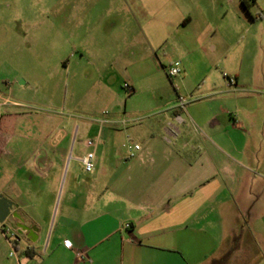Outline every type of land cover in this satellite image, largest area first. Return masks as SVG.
I'll use <instances>...</instances> for the list:
<instances>
[{
    "label": "crops",
    "instance_id": "0c3cea01",
    "mask_svg": "<svg viewBox=\"0 0 264 264\" xmlns=\"http://www.w3.org/2000/svg\"><path fill=\"white\" fill-rule=\"evenodd\" d=\"M78 1L83 26L95 10ZM134 4L125 0L119 10L110 0L106 15L123 21L134 14ZM137 12L143 39L126 42L131 55L139 46L142 58L165 71L179 60L180 83L202 63V82L172 104L103 110L90 127L95 145L87 147L98 172H72L58 202L65 155H17L23 102L0 94V196L26 222L16 230L0 223L19 236L18 255L0 264H264V91L244 80L242 64L225 63L236 35L245 43L246 34L257 31L264 0H140ZM167 51L175 59L165 66L158 53L167 61ZM197 53L202 56L194 59ZM214 63L232 75L216 77ZM134 85L125 88L128 94L136 92ZM177 113L185 122L169 144L167 123ZM56 135L53 146L70 137ZM128 139L141 145L132 158L124 146ZM99 172L108 184L98 182ZM0 237V251L11 248L1 229Z\"/></svg>",
    "mask_w": 264,
    "mask_h": 264
},
{
    "label": "rangeland",
    "instance_id": "374dc122",
    "mask_svg": "<svg viewBox=\"0 0 264 264\" xmlns=\"http://www.w3.org/2000/svg\"><path fill=\"white\" fill-rule=\"evenodd\" d=\"M124 1L116 0L119 10ZM0 2V94L23 102L19 119L25 124L16 130L17 155H65L57 202L72 172L90 177L98 172L96 167L92 173H85L80 158L92 151L86 146L88 140L95 139L90 127L103 116V110L110 112L115 106L121 111L126 107L143 110L152 104H172L183 90L203 80L202 63L194 64L180 83L181 74L169 77L160 64L142 58L139 46L131 55L126 42L143 39V18L137 12L140 0L133 5L134 16L123 17V21L106 15L110 0H85L83 7L95 11L91 22L83 26L79 25L77 10L82 5L78 0ZM97 12L103 13L100 18ZM256 26L257 31L246 34L245 43L238 41L241 33L236 35L225 63L230 68L242 64L244 80L264 91V18ZM167 54L165 61L158 53L165 66L169 59H175L174 52ZM201 56L197 53L194 59ZM241 57L244 60L240 61ZM228 72L219 64L214 75L224 79ZM133 83L136 92L128 94L126 85ZM61 131L69 133L68 141L53 146L51 140ZM25 172L19 171L21 175ZM108 181L109 177L99 172L98 182L105 185ZM9 249L0 251V262L5 257L14 259Z\"/></svg>",
    "mask_w": 264,
    "mask_h": 264
},
{
    "label": "built area",
    "instance_id": "2783aa9c",
    "mask_svg": "<svg viewBox=\"0 0 264 264\" xmlns=\"http://www.w3.org/2000/svg\"><path fill=\"white\" fill-rule=\"evenodd\" d=\"M181 71V62L179 60L171 63L167 69L166 72L168 74L169 77H175L177 75L180 74ZM228 84L229 85H236V79L234 77H230L228 75H225ZM127 88H129V85H126ZM186 107V103L184 101L180 102L179 108L182 110H185ZM109 113V111H103L104 115H107ZM108 122V120L103 119L101 120V123L104 124ZM125 123V121H123ZM185 122L184 117H183V113H177L173 116V118L171 119V121H169L167 123V134L165 136V140L169 143V144H174L177 139L179 138L180 134H181V130H180V126ZM95 145L94 140H88L86 142V146L87 147H92ZM124 146L127 148L128 150V156L130 158L134 157L135 155H137V153L141 150V145L138 143H134V141H132V139H128V141L124 144ZM95 152L93 151H89L87 154L83 155L80 158V161L82 162L84 169L88 172H91L94 170L95 168ZM127 226H130L129 224ZM0 229L3 230V233L5 235V237L7 238L8 242L10 243L11 246V252H10V256H17L18 255V248H17V244L19 242V236H17L15 234L14 231H12L10 228L4 229L0 226ZM66 244L69 248L72 247V243L70 241H66ZM79 258L83 259L84 255L83 254H79Z\"/></svg>",
    "mask_w": 264,
    "mask_h": 264
},
{
    "label": "water",
    "instance_id": "95a60500",
    "mask_svg": "<svg viewBox=\"0 0 264 264\" xmlns=\"http://www.w3.org/2000/svg\"><path fill=\"white\" fill-rule=\"evenodd\" d=\"M17 218L18 223H14L13 219ZM0 223L9 225L12 229L17 228H26V222L22 219L21 216H17L14 211V204L7 203V200L4 196H0Z\"/></svg>",
    "mask_w": 264,
    "mask_h": 264
},
{
    "label": "trees",
    "instance_id": "16d2710c",
    "mask_svg": "<svg viewBox=\"0 0 264 264\" xmlns=\"http://www.w3.org/2000/svg\"><path fill=\"white\" fill-rule=\"evenodd\" d=\"M245 5L248 7L247 4H245ZM223 263H224V261L220 260V261H214L212 264H223Z\"/></svg>",
    "mask_w": 264,
    "mask_h": 264
}]
</instances>
